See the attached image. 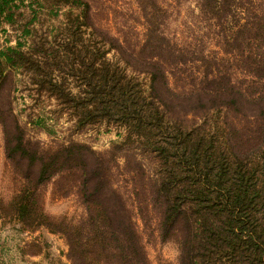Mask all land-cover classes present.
Wrapping results in <instances>:
<instances>
[{
    "label": "trees",
    "instance_id": "obj_1",
    "mask_svg": "<svg viewBox=\"0 0 264 264\" xmlns=\"http://www.w3.org/2000/svg\"><path fill=\"white\" fill-rule=\"evenodd\" d=\"M28 1L79 9L68 16L74 26L91 20L84 0ZM16 3L0 0V29L13 23ZM199 6L214 21L223 56L191 49L154 22L130 52L134 62L106 56L110 50L126 53L119 42L100 54L78 48L72 43L77 37L61 48L73 75H83L88 86L85 117H104L125 127L115 149L145 146L159 159L158 175L150 183L161 208L158 229L162 239L178 240L179 264H264V12L249 0H199ZM103 37L114 40L106 32ZM20 46L0 50V79L2 66L39 67ZM63 62L56 60L57 69ZM129 65L146 75L145 84L127 74ZM193 65L198 67L194 72L186 70ZM183 72L190 87L178 92L168 76L178 83ZM176 108L199 111L203 120L186 127L172 117ZM230 114L252 124L247 140L236 136ZM27 143L18 137L6 140V155L21 178L8 203L17 218L60 232L73 264H149L131 210L113 183L111 160L84 144L46 150ZM48 181L61 195L77 191L86 208L80 221L47 220L36 192Z\"/></svg>",
    "mask_w": 264,
    "mask_h": 264
},
{
    "label": "rangeland",
    "instance_id": "obj_2",
    "mask_svg": "<svg viewBox=\"0 0 264 264\" xmlns=\"http://www.w3.org/2000/svg\"><path fill=\"white\" fill-rule=\"evenodd\" d=\"M84 1L90 5L91 20L80 18L83 25L74 26L69 22L68 16L78 13L77 8L59 7L43 1L29 3L25 0L19 3L17 0L18 8L13 23L4 24L0 29V50L8 46L15 47L20 42L21 50L27 55L25 57L37 59L40 63L39 67H29L27 63L2 66L0 264H73L68 256L66 239L60 232L46 225H30L17 218L8 206L21 186V178L6 155V140L15 142L17 137L27 147V142H30L46 150L72 143L84 144L111 160L113 183L131 210L149 264H179L178 240L175 237L162 239L158 229L161 208L154 201L150 183L158 175L159 159L149 153L145 146L134 151L115 149V143L126 134L125 127L104 117L91 120L85 117L83 108L86 100H89L86 92L88 86H85L83 75H73L61 46L77 37V42L72 43L78 48H89L100 54L105 46L107 48L119 42L126 53L110 50L106 56L112 61L120 60L122 56L134 62L130 52L143 42L146 26L154 22L165 35L188 44L191 49L223 56L217 28L214 21H209L202 12L199 0ZM249 1L264 12V0ZM74 30L75 35L72 34ZM103 32L114 40L103 41ZM59 59L64 62L62 68L57 69L55 62ZM100 60L97 59V63ZM43 62L50 66L46 67ZM196 68L193 65L186 70L194 72ZM126 72L135 79L139 77L145 84L146 75L138 74L131 65L127 66ZM187 74L183 72L180 77L182 80L178 83H175V77L169 75V85L178 92L184 86L183 91H186L190 87L188 80L185 81L186 77L189 78ZM238 78H242V74ZM172 117L184 126L191 127L200 123L204 114L176 108ZM230 119L236 125V136L247 140L252 134V124L242 116L230 114ZM249 146L247 142L246 148ZM55 187L53 181H48L39 186L36 192L37 202L47 220L51 224L61 219L72 224L80 221L86 214V208L77 191L71 190L67 195H61Z\"/></svg>",
    "mask_w": 264,
    "mask_h": 264
}]
</instances>
